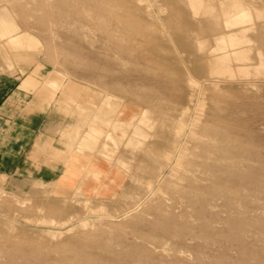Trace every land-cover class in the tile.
I'll return each mask as SVG.
<instances>
[{"label": "rangeland", "instance_id": "374dc122", "mask_svg": "<svg viewBox=\"0 0 264 264\" xmlns=\"http://www.w3.org/2000/svg\"><path fill=\"white\" fill-rule=\"evenodd\" d=\"M0 59L75 139L0 174V264H264V0H0Z\"/></svg>", "mask_w": 264, "mask_h": 264}, {"label": "crops", "instance_id": "0c3cea01", "mask_svg": "<svg viewBox=\"0 0 264 264\" xmlns=\"http://www.w3.org/2000/svg\"><path fill=\"white\" fill-rule=\"evenodd\" d=\"M34 68L18 61L5 68L0 59V174L50 183L71 169L67 146L75 139L52 104L58 94Z\"/></svg>", "mask_w": 264, "mask_h": 264}, {"label": "bare ground", "instance_id": "6f19581e", "mask_svg": "<svg viewBox=\"0 0 264 264\" xmlns=\"http://www.w3.org/2000/svg\"><path fill=\"white\" fill-rule=\"evenodd\" d=\"M225 46L226 47L224 49H233L231 41H229L228 43H226Z\"/></svg>", "mask_w": 264, "mask_h": 264}]
</instances>
